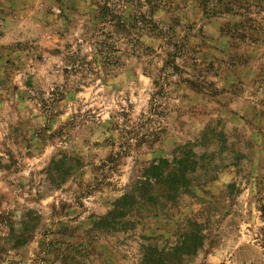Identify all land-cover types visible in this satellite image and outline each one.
Instances as JSON below:
<instances>
[{"label":"rangeland","instance_id":"1","mask_svg":"<svg viewBox=\"0 0 264 264\" xmlns=\"http://www.w3.org/2000/svg\"><path fill=\"white\" fill-rule=\"evenodd\" d=\"M0 264H264V0H0Z\"/></svg>","mask_w":264,"mask_h":264},{"label":"trees","instance_id":"2","mask_svg":"<svg viewBox=\"0 0 264 264\" xmlns=\"http://www.w3.org/2000/svg\"><path fill=\"white\" fill-rule=\"evenodd\" d=\"M168 162L166 160H161L158 164H151L148 166V171H150L151 173H149V177L151 178L150 182H138L139 185L137 186L138 191L142 192L143 190H148V188H155L154 186H160L163 181L165 182V185L167 184V174L173 175L175 174V181H180V179L182 177H185V171L186 169H184L183 171L175 168V169H169L168 167L170 166V164L168 165ZM176 172H181V176L177 177ZM137 183V184H138Z\"/></svg>","mask_w":264,"mask_h":264}]
</instances>
